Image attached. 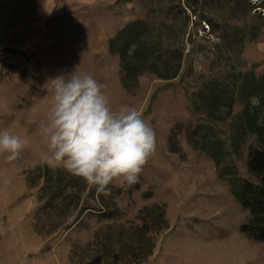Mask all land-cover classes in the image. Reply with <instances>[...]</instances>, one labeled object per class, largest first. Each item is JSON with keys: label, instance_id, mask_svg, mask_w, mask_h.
<instances>
[{"label": "rangeland", "instance_id": "obj_1", "mask_svg": "<svg viewBox=\"0 0 264 264\" xmlns=\"http://www.w3.org/2000/svg\"><path fill=\"white\" fill-rule=\"evenodd\" d=\"M121 32L139 41L128 87L124 42L111 51ZM76 68L155 130L136 183L100 192L33 166L47 151L43 85ZM263 84L264 0H0V129L28 139L15 159L0 154V264H192L222 244L237 245L232 264H264V241L240 231L249 213L230 189L254 179L256 135L241 115ZM255 110L264 123V96Z\"/></svg>", "mask_w": 264, "mask_h": 264}, {"label": "clouds", "instance_id": "obj_2", "mask_svg": "<svg viewBox=\"0 0 264 264\" xmlns=\"http://www.w3.org/2000/svg\"><path fill=\"white\" fill-rule=\"evenodd\" d=\"M43 87L51 93L47 122L40 127L47 151L33 166L62 168L100 192L113 183H136L156 151V132L143 110L113 107L105 85L78 68L49 78ZM250 100L253 107L259 106V97ZM27 147V138L0 129V154L10 153L8 158L15 159Z\"/></svg>", "mask_w": 264, "mask_h": 264}, {"label": "trees", "instance_id": "obj_3", "mask_svg": "<svg viewBox=\"0 0 264 264\" xmlns=\"http://www.w3.org/2000/svg\"><path fill=\"white\" fill-rule=\"evenodd\" d=\"M124 33L125 32H121L112 40L111 51H115L113 45L117 42H124V47L118 49L117 52L120 55V66L124 72L122 84L128 87V79L132 70L130 67L131 61L127 62L128 47L134 45L135 48H133V53L134 51L136 52L137 47H139V41L131 42L128 37L126 38L124 36ZM129 58L132 59V55L129 56ZM260 87H262V89H259ZM260 87L248 92L245 97L256 96L259 97L260 103L263 102L264 84ZM255 108L256 107H251L248 102L241 115L244 117L243 130L245 132L250 131L256 135V143L250 145L247 156V169L254 179H231L230 189L242 207L247 209L249 213L247 221L241 224L240 231L246 233L255 240L264 241V123L258 121V113H256ZM196 145H198L197 142ZM202 149L205 150L206 148L203 147ZM209 155L212 157L214 156V154L210 152ZM221 174L223 175L224 172Z\"/></svg>", "mask_w": 264, "mask_h": 264}, {"label": "bare ground", "instance_id": "obj_4", "mask_svg": "<svg viewBox=\"0 0 264 264\" xmlns=\"http://www.w3.org/2000/svg\"><path fill=\"white\" fill-rule=\"evenodd\" d=\"M202 253H194L196 260L192 264H232L238 256V247L235 244H222L214 249L207 247Z\"/></svg>", "mask_w": 264, "mask_h": 264}]
</instances>
